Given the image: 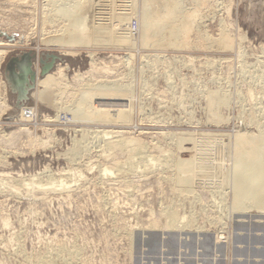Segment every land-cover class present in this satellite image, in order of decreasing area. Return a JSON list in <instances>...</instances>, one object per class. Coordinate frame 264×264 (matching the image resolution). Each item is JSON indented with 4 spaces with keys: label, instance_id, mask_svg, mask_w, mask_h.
<instances>
[{
    "label": "rangeland",
    "instance_id": "1",
    "mask_svg": "<svg viewBox=\"0 0 264 264\" xmlns=\"http://www.w3.org/2000/svg\"><path fill=\"white\" fill-rule=\"evenodd\" d=\"M40 1L0 0V264H264V195L239 176L264 175V0H125L137 26L124 34L96 28L94 0L64 14ZM25 52L38 73L40 57L59 59L16 108L6 64ZM52 81L54 102L40 101ZM108 81L124 85L113 99ZM93 130L173 151L187 186L155 160L119 175L127 153L102 140L72 161Z\"/></svg>",
    "mask_w": 264,
    "mask_h": 264
},
{
    "label": "bare ground",
    "instance_id": "2",
    "mask_svg": "<svg viewBox=\"0 0 264 264\" xmlns=\"http://www.w3.org/2000/svg\"><path fill=\"white\" fill-rule=\"evenodd\" d=\"M48 2H52V3H54V5H53V7H54V12L56 13V14H58V13H68L69 11H71V9H70V7L69 6H67V5H71L72 4V0H47ZM97 0H94V2H93V5H94V3H95V5H97V2H96ZM40 3L42 4V3H44V0H42V1H40ZM61 3V4H60ZM90 6H92V5H90ZM42 9L43 10H45V11H47L48 10V8L46 7V6H44V5H42ZM92 18H94V17H92ZM45 20H46V17H45ZM68 25V24H67ZM67 25L65 24V26L64 25H61L60 27H61V33L62 34H65V31H64V28L65 27H67ZM76 26H74L73 25V27H75V28H78V29H80L81 27H82V29H84V28H86L88 25H87V22H84V24H75ZM45 26V24H43L42 25V28ZM151 36V35H150ZM1 43L3 42V41H0ZM0 43V44H1ZM157 43V42H156ZM163 43V42H162ZM9 44V43H8ZM5 50H7L6 48H3V49H0V53H4L5 52ZM130 56V55H129ZM131 57V56H130ZM133 59V58H132ZM131 60V59H130ZM127 61V60H126ZM129 61V60H128ZM127 63V62H126ZM130 66V65H129ZM213 67V66H212ZM128 68V67H127ZM134 70V69H133ZM167 72V71H166ZM132 73V72H131ZM166 76V75H165ZM121 79V78H120ZM107 80V79H106ZM125 80V79H124ZM51 81V80H50ZM49 81V82H50ZM169 81V80H168ZM121 83V82H120ZM119 82H114V81H108V82H104L103 83V90H102V92L104 93V95H107V96H109V97H112L111 99H113V96L114 95H117L118 93H120L122 90H124L123 89V87H124V85H121ZM125 83V82H124ZM48 84V83H47ZM131 85V84H130ZM144 85V84H143ZM46 86H48V85H46ZM57 86L58 85H56V83H54L53 81H52V83L48 86V87H45V89L43 88V90H41V91H37V92H35L34 93V95L40 100V101H44V102H46V103H49V104H51V102L53 103L54 102V93L57 91ZM101 86V87H102ZM123 86V87H122ZM129 86V85H128ZM125 87H126V85H125ZM127 88V87H126ZM147 88V87H146ZM126 91H129V90H127V89H125ZM144 90V89H143ZM103 93H102V95H103ZM125 93H127V92H125ZM124 93V94H125ZM121 94V93H120ZM123 94V93H122ZM86 95V94H85ZM131 95V94H130ZM87 97H88V95H87ZM117 97V96H116ZM115 97V98H116ZM121 97V96H120ZM119 97V98H120ZM118 98V99H119ZM183 98V97H182ZM182 98H180L183 102H184V100L182 99ZM179 99V100H180ZM103 100H105V99H103ZM125 99H123V101H124ZM83 101V100H82ZM84 101H86L85 99H84ZM98 102V101H97ZM125 102H126V100H125ZM124 102V103H125ZM181 102V101H180ZM179 102V103H180ZM120 103H122V101L120 102ZM111 104V103H110ZM123 104V103H122ZM182 104V103H181ZM184 104V103H183ZM53 105V104H52ZM91 105V104H90ZM93 105V104H92ZM97 105V104H96ZM123 106V105H122ZM124 107H125V105H124ZM124 107H122V108H124ZM123 110V109H122ZM121 110V111H122ZM125 110V109H124ZM128 111V110H127ZM125 112H126V110H125ZM129 112V111H128ZM124 114V113H123ZM155 114V113H154ZM119 115H121V114H119ZM92 118V117H91ZM153 118V117H152ZM106 119V118H105ZM112 119V118H111ZM253 119V118H252ZM92 120V119H91ZM255 120V119H254ZM122 121H123V119H122ZM96 122V121H95ZM99 122V121H98ZM166 122V121H165ZM251 122V121H250ZM113 123V122H112ZM157 124V123H156ZM94 131V130H93ZM111 131H109V133H110ZM118 132H116V134H117ZM130 133V132H129ZM164 133V132H163ZM163 133H161V134H163ZM113 134H115L114 132H113ZM120 134H122L121 132L119 133V135ZM160 134V135H161ZM166 134H168L167 132H166ZM108 135V132H106V133H103V132H101V131H94V132H87V133H84L83 134V136L81 137V139H79V140H77L76 142H75V144H74V146L72 147V149H71V152H70V158H71V160L72 161H75V162H77V161H79V159L83 156V154H89L88 153V151H89V149H90V146L92 145V143H94L95 141H96V139L97 140H102V142H104V144L106 145L105 147L106 148H104L105 150H111V149H117V151L120 149V150H124V151H126V155H127V157H126V159L124 160V161H122V162H119V160L117 161V163L115 164L116 165V168H115V170H117V172L116 173H122V174H124L125 172L127 173H129V171L130 172H134V171H139V170H137L138 169V167H142V168H144L143 170L145 171V173L147 172V171H152V168H153V166L155 167V165H159L160 166V168L162 167V170L164 171V172H170L171 170H173L174 172L176 171L177 172V175H178V177H172V179H174V181H176L177 183H178V185H180V186H187V180H188V176L187 175H182V174H180L181 173V170H180V165L176 162V160H175V157H174V153H173V151L172 152H169V151H166V152H168V153H170V154H168V153H166L167 155H165V153L163 154L162 152V154H159V153H156L157 155H155V154H153V155H151V154H149L151 151H153V150H155L154 148H153V150H151L150 152H148V149H149V146L145 143V142H141V141H138V140H128V139H126L125 137H119V135H115V136H113V137H111V138H106L105 136H107ZM123 135V134H122ZM164 135V134H163ZM208 135V134H207ZM170 137L172 140H176L177 138H178V135L177 134H174V135H166V137ZM181 136V135H180ZM158 143V142H157ZM247 145H250V144H245V146H241V148L239 149V152H243L244 151V148L247 146ZM154 146V145H153ZM155 147V146H154ZM158 147V146H157ZM156 148V147H155ZM159 148V147H158ZM157 148V149H158ZM161 149V148H160ZM91 150V149H90ZM104 150V151H105ZM124 151H122L123 153H124ZM156 151V150H155ZM159 151V150H158ZM107 152V151H106ZM111 152V151H110ZM122 152H120V153H122ZM163 152H164V150H163ZM237 152V151H236ZM112 153V152H111ZM118 153V152H117ZM155 153V152H154ZM256 153V152H255ZM101 154V153H100ZM108 154V153H107ZM115 154V153H114ZM159 154V155H158ZM240 154V153H239ZM239 154H238V156H239ZM260 155V154H259ZM258 155V156H259ZM256 156H257V154H256ZM255 156V157H256ZM105 157V156H104ZM106 157H110V156H106ZM240 157V156H239ZM253 157V156H252ZM260 157H261V155H260ZM100 158V157H99ZM262 158V157H261ZM104 159V158H103ZM107 159V158H106ZM256 159H259V158H255V161H256ZM156 162H155V161ZM253 160V159H252ZM116 161V160H115ZM153 161H154V163H153ZM154 164L153 166H152V168H151V166L150 167H148V165H152V163ZM87 163V162H86ZM157 163V164H156ZM240 163V162H239ZM114 164V163H113ZM251 167H253L252 166V164H249V165H243V166H241V173H240V177H242L243 179H246L245 181H250L251 183H252V188H253V192L252 193H254V195L255 196H257V195H259V194H263L264 195V175H262V174H260L261 175V177H257L256 175L255 176H253L254 174H252L250 171L252 170L251 169ZM111 169V168H110ZM109 168H106V167H104V169H103V171H104V174H113L114 173V169L113 170H110ZM153 169H155V168H153ZM159 169V168H158ZM170 170V171H169ZM141 171H142V169H141ZM154 171V170H153ZM152 171V172H153ZM180 171V172H179ZM143 172V171H142ZM149 172L148 173H146L145 175H148L149 174ZM172 172V171H171ZM100 173V172H99ZM119 173V175H121ZM157 173V172H156ZM191 173V172H190ZM130 174V173H129ZM128 174V175H129ZM141 174V173H140ZM142 174H144V173H142ZM159 174V173H158ZM118 175V174H117ZM128 175H125V176H127L128 177ZM153 175V174H152ZM172 175V174H171ZM151 176V175H150ZM156 176V175H155ZM159 176V175H158ZM170 176V175H169ZM120 177V176H119ZM118 177V178H119ZM122 177V176H121ZM152 177V176H151ZM161 177V176H160ZM165 177V176H164ZM52 177H50V179H51ZM123 178H124V176H123ZM166 178V177H165ZM165 178H163V179H165ZM237 178H239V177H237ZM168 179V178H167ZM56 180V179H55ZM239 180H240V178H239ZM53 181V183H54V179L52 180ZM63 181V180H62ZM107 181V180H106ZM52 183V182H51ZM63 183V182H62ZM219 183V182H218ZM249 183V182H248ZM221 184V183H220ZM13 185V184H12ZM29 186H31V185H35V183H30V184H28ZM60 185V184H59ZM215 185H217V184H215ZM219 185V184H218ZM27 186V185H26ZM222 186V185H221ZM210 187V186H209ZM215 186H213V187H211V188H214ZM219 187H220V185H219ZM218 187V188H219ZM225 187V186H224ZM27 188V187H26ZM65 188V187H64ZM70 188V187H69ZM210 188V189H211ZM217 187H215V189H216ZM220 189V188H219ZM225 189V188H224ZM66 190V189H65ZM217 190V189H216ZM223 192V191H222ZM222 194V193H221ZM252 196V195H251ZM260 197V196H259ZM195 198V197H194ZM263 198V197H262ZM196 199V198H195ZM222 199H224V198H222ZM257 199V198H256ZM165 212V213H164ZM164 214H165V217L167 218V224H168V226L170 227V226H176V223L178 222L179 223V220H181V219H179L180 218V216H179V214H178V211L173 207V205L172 206H169V207H166L165 209H164ZM193 216V215H192ZM192 216H191V218H192ZM165 218V219H166ZM190 221V220H189ZM5 224L7 225L8 224V222H5ZM61 248V247H60ZM65 247H63V249H64ZM56 250V249H55ZM55 252H57L56 254L57 255H59V254H61L60 252H59V254H58V251H55ZM65 252V251H64ZM68 252H70V251H68ZM55 254V255H56ZM64 254V253H63ZM69 254H71V255H76V252H74V251H72L71 253H69ZM68 254V255H69ZM47 255V254H46ZM51 255V254H50ZM70 255V256H71ZM62 256V255H61ZM64 256V255H63ZM50 257H42V255L40 256V258L38 259V261H36V262H38L39 264H46V263H48L49 261H48V259H49ZM51 262V261H50Z\"/></svg>",
    "mask_w": 264,
    "mask_h": 264
},
{
    "label": "water",
    "instance_id": "3",
    "mask_svg": "<svg viewBox=\"0 0 264 264\" xmlns=\"http://www.w3.org/2000/svg\"><path fill=\"white\" fill-rule=\"evenodd\" d=\"M46 56L47 59L39 58L41 63L39 73L33 67L34 55L31 52H25L20 57L14 56L8 60L6 64V78L11 92L16 95L14 104L16 108H20L22 102L29 99L30 91L36 89L38 76H44L50 72L59 59L56 53H49ZM17 69L20 70L19 73Z\"/></svg>",
    "mask_w": 264,
    "mask_h": 264
},
{
    "label": "built area",
    "instance_id": "4",
    "mask_svg": "<svg viewBox=\"0 0 264 264\" xmlns=\"http://www.w3.org/2000/svg\"><path fill=\"white\" fill-rule=\"evenodd\" d=\"M124 1L125 0H114V2L112 1V4L109 2L105 3V1H103V3L99 5L97 4L95 7L98 15L96 17V21L94 22L96 28L118 27L120 34H122L123 31L130 33V30L127 31L128 25H131L132 28L135 29L137 25L136 21H132V10L129 9L130 5H126ZM132 35L133 34L131 33L130 36ZM101 41H104L107 44L112 42L111 40L106 41L104 39H101Z\"/></svg>",
    "mask_w": 264,
    "mask_h": 264
}]
</instances>
